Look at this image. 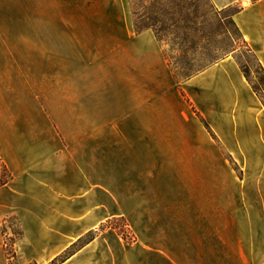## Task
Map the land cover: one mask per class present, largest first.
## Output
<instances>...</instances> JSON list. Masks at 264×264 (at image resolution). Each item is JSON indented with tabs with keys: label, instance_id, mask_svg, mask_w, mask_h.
<instances>
[{
	"label": "crops",
	"instance_id": "obj_1",
	"mask_svg": "<svg viewBox=\"0 0 264 264\" xmlns=\"http://www.w3.org/2000/svg\"><path fill=\"white\" fill-rule=\"evenodd\" d=\"M210 1L236 8L264 70V0ZM54 2L0 0V29L22 26L23 3L38 17L59 9ZM87 7L72 57L64 39L45 56L56 102L39 100L38 47L23 63L22 36L0 33V159L12 174L0 186V264H264V106L237 61L177 82L154 32L135 31L129 0ZM73 57L100 63L101 80L87 83L100 69H71ZM51 107L78 113L55 119ZM61 123L76 132L57 131ZM102 189L132 243L112 228L80 242L104 218L77 205L96 203ZM12 216L22 237L10 262L3 227Z\"/></svg>",
	"mask_w": 264,
	"mask_h": 264
},
{
	"label": "rangeland",
	"instance_id": "obj_2",
	"mask_svg": "<svg viewBox=\"0 0 264 264\" xmlns=\"http://www.w3.org/2000/svg\"><path fill=\"white\" fill-rule=\"evenodd\" d=\"M54 1L55 4L59 5V7L57 6L59 9H55L53 12L39 13L38 17H36L35 12L28 9L27 4L23 3L22 26L15 29H0V33L22 36L23 63L28 62L30 58H36V56H31L30 48L35 45L38 47V95L39 100L43 103L47 98L46 96L50 95L54 97L53 101L56 102L57 95L60 94V92L54 91L53 93L49 90L51 85L46 82L47 77L44 73L46 53L50 52L51 46H57L55 42H62L64 39V44L69 46L72 57V52L75 51L74 39L81 35L83 30H86L84 27L88 15L89 0H64L63 6L61 5L62 0ZM129 4L133 15V24L135 23L141 31L151 29L158 36V41L175 81L181 82L186 77L196 74L218 60L232 56L242 70L246 71L251 84L260 90L264 99V77L255 56L249 50L247 43L233 22L232 15L236 10L235 8L219 10L213 6L210 0H129ZM31 23H38L39 26H30ZM31 37L38 38V40H34V42L37 41V44H30ZM83 59L86 60V64H84ZM83 59L71 58V69L77 71L79 64L80 66L82 64L87 76L100 69L96 74L97 76L93 78L89 76L86 81L88 83L101 80V75L104 72L101 69L102 65L89 63L87 58ZM24 68L25 65H23ZM47 99L51 100L50 98ZM50 110L53 111L55 119L65 116L68 110L71 115L78 113L77 109L72 108L51 107ZM40 111L42 110L40 109ZM86 113L92 114L93 109L87 108ZM55 128L59 132H76L77 124H55ZM4 177L5 172L0 164V179ZM96 200V203L87 202L77 205V210L80 212L85 210V214L88 216L100 209L104 219L98 228L110 221L111 226L117 227L115 230L118 233L121 229L125 231L124 224H127V221L124 217L110 216L113 207L109 202L108 190L102 189V194L97 196ZM128 229L136 240V236L131 232L129 226ZM20 233L18 220L13 216L10 217L6 224L7 238L19 236ZM88 240L87 234L80 242L83 243Z\"/></svg>",
	"mask_w": 264,
	"mask_h": 264
},
{
	"label": "trees",
	"instance_id": "obj_3",
	"mask_svg": "<svg viewBox=\"0 0 264 264\" xmlns=\"http://www.w3.org/2000/svg\"><path fill=\"white\" fill-rule=\"evenodd\" d=\"M235 9H236V8H235ZM235 12H236V10H235ZM235 12H234V13H235ZM234 13H233V15H234ZM233 15H232V16H233ZM233 22H234V21H233ZM235 25H236V24H235ZM134 27H135V30H136L137 32H140V31H141V30L138 29V27L136 26L135 23H134ZM236 27H237V26H236ZM237 28H238V27H237ZM238 30H239V29H238ZM239 31H240V30H239ZM240 33H241V32H240ZM155 36H156V38H157V40H158V36H157V35H155ZM249 50H250V48H249ZM250 51H251V50H250ZM252 54H253V53H252ZM256 60H257V59H256ZM257 62H258V61H257ZM258 64H259V62H258ZM259 66H260V69H261L262 74H263V77H264V70H263V68L261 67L260 64H259ZM240 68H241V67H240ZM241 70H242V68H241ZM242 72H243L245 78L247 79V81L250 83V85H251L253 91L257 94V96L259 97V99L261 100V102H262V104H263V106H264V99H263V96L261 95L260 90H259L256 86H254V85L251 84V82H250V80H249V77H248L246 71H245V70H242ZM188 77H190V76H188ZM188 77H186L185 79H187ZM185 79H183V80H185ZM183 80H182V81H183ZM178 82H180V81H178ZM0 164H1V166H2V168H3V170H4V172H5V177L2 178V179H0V186H2V185H4V184H6L9 180L12 179V174L10 173V171L8 170V168L4 165V163L1 161V159H0ZM8 220H9V218L5 220L4 227H3V235H4L5 253H6V256H7L8 260L11 262V261H12L13 259H15V257H16V253H15V251H14V249H13V244H14V242H15L16 239L22 237V231H21V233H20L19 236H14L13 238L8 239V238H7V234H6V224H7ZM124 227H125L126 230L123 231V230L120 228L121 230H119V234H120V235L123 237V239L126 240L128 243H132V242L135 240V237H134L133 235L130 234V231H129V229H128L127 224H124ZM106 228H114V229H117V227L111 226V222L109 221V222H107V223H105V224L100 225V227H99L96 231H91V232H89V233H88L89 240L92 239V238H94V236H95L99 231H102V230H104V229H106ZM34 264H36V263H34Z\"/></svg>",
	"mask_w": 264,
	"mask_h": 264
}]
</instances>
